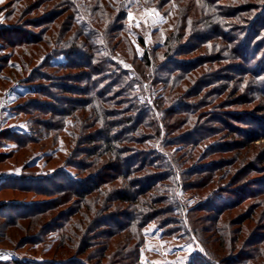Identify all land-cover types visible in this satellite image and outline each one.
I'll list each match as a JSON object with an SVG mask.
<instances>
[{
  "label": "trees",
  "instance_id": "trees-1",
  "mask_svg": "<svg viewBox=\"0 0 264 264\" xmlns=\"http://www.w3.org/2000/svg\"><path fill=\"white\" fill-rule=\"evenodd\" d=\"M52 2L61 3L64 12L49 11L47 4ZM25 3L27 10L32 7L45 12L28 21L20 18L22 27L15 26L14 32L24 34L34 29L37 35L28 31L16 44L27 48L30 65L54 45L58 52L54 56L66 59L40 65L41 76L45 69L78 72L73 81L85 84L84 89L59 86L64 93L92 95L87 100L92 115L77 126L81 131L97 130L82 133L76 140L78 154L72 157L83 160L66 163L77 168L83 176L80 180L62 170L36 173V165L26 164L22 175L0 183V195L7 191L24 196L20 201H0V238L18 248L44 243V236L57 234L50 249L52 260L30 263L15 259L12 264H139L142 230L172 215L170 209L162 211L160 206H166L167 199L159 193H163L160 185L171 177L162 172L173 167L166 158V164L157 163L152 144L159 142L161 135L170 137L173 145L167 146L179 145L184 151L180 161L174 159L183 166L196 150L205 152L204 144L210 138L202 133L200 109L213 106L224 95L229 100L219 103L221 108L251 105L257 99L240 91L254 95L259 93L257 86L263 87L260 92L264 97V0H9V16L30 15L24 13ZM144 6L154 7L173 21L165 44L152 53L145 52L140 60L124 22L131 8ZM69 10L72 19L61 21ZM73 32L74 42L70 43L67 38ZM0 40L5 42L6 38ZM123 45L131 55L137 78L112 60L111 54ZM161 72L168 76L160 81L164 94L154 99L151 107L140 100L135 86ZM71 108L77 113V107ZM155 109L161 110V120L154 117ZM48 114L49 120L58 118L49 129L56 132L63 129V118L71 117L69 111L50 110ZM255 114L224 111L219 120L240 138L256 142L264 139V129L248 132L230 123H242V117L247 116H253L251 121L259 120ZM72 119L76 121L75 116ZM72 126L77 128L73 122ZM198 133L200 137L192 139V134ZM145 172L149 177L138 181L136 176ZM204 172L209 175L210 170ZM182 175L189 176L186 171ZM206 178H201V188L210 187L211 179ZM238 184L240 179L234 186ZM28 195L46 201H28ZM200 208L206 210L204 205ZM219 260L224 264V259Z\"/></svg>",
  "mask_w": 264,
  "mask_h": 264
},
{
  "label": "rangeland",
  "instance_id": "rangeland-1",
  "mask_svg": "<svg viewBox=\"0 0 264 264\" xmlns=\"http://www.w3.org/2000/svg\"><path fill=\"white\" fill-rule=\"evenodd\" d=\"M26 7L28 8L25 3ZM47 7L49 11L64 12L61 3L52 2ZM27 8L24 13L30 15L11 17L9 0H0V37L6 38L5 42L0 40V161H3L0 164V183L22 175L26 164L36 165V173L44 175L62 170L80 180L83 176L78 174L77 168L67 167L66 163L70 161L75 164L83 160L80 156L75 159L78 154L76 140L83 134L97 130L81 131L80 126H77L81 121L89 120L92 115V107L87 101L92 95L62 92L61 85L82 89L86 87L85 84L74 83L73 77L78 72L45 69L41 70V76L38 70L40 65L47 61L55 65L66 59L64 56H54L55 52L58 53L54 45L34 65L28 63L29 55L25 54L27 48L16 42L19 43V39L32 31L37 35V30L28 29L29 32L18 34L13 29L15 26L22 27L18 23L20 18L23 21L38 18L45 10L33 11L32 7ZM71 15L72 11L65 12L61 21L69 22ZM172 21L154 7L129 10L124 24L138 59L141 60L145 52L152 53L165 44L166 37L172 31ZM69 35L67 40L73 43L74 32ZM261 50L264 56V49ZM111 56L122 69L138 77L131 63V55L124 45ZM157 56L158 60L161 59L162 51ZM63 75L69 76L63 78ZM166 77L168 76L161 72L135 86V92L144 104L153 107L154 99L164 94L160 81ZM261 88L263 87L257 86L260 94L256 91L255 96L250 95L252 92L249 94L240 91L248 98L257 99L251 105L221 108L219 103L229 100L224 95L213 106L200 109L203 112L200 117L204 129L202 133L210 135V138L204 144L205 152L196 150L194 156L183 166L181 163H174V159L180 161L184 151L181 152L179 145L167 146L173 145L170 137L161 135L159 142L152 144L155 149L152 153H155L157 163L166 164V158L173 167L170 171L168 168L165 171L159 170V173L164 171L162 173L171 175L167 182L160 185L163 193L159 195L167 199L166 206H160L163 207L162 211L170 209L172 215L162 217L142 230L144 244L140 248L139 264H220V258L224 259V264H264V139L252 142L253 138L247 140L242 137L245 139L243 140L239 133L232 132L219 120L224 111L253 115L257 113L254 118L259 120L251 121L253 116H247L242 117V123H230L248 132L263 130L264 97L260 92ZM188 101L191 103L195 100ZM71 107H77V113L73 114ZM50 110L71 112L70 118H63L62 131L49 130L58 121L57 117L49 120ZM152 113L156 119L161 120V110L155 109ZM74 116L76 121L72 119ZM72 122L77 128H73ZM192 136V139L200 137L199 133ZM246 140L248 143H245ZM244 143L247 144L246 147ZM166 167L167 165L164 166ZM206 170H210L209 175L204 174ZM183 171L187 172L189 180L188 177H183ZM149 175L145 172L136 177L138 181H145V177ZM204 177L211 179L209 188L200 187L203 186L200 180ZM238 179L240 184L234 186ZM193 186L200 188L194 189ZM152 195L156 196V192ZM26 198L28 201H46V198L32 195ZM23 199L24 196H16L7 191L0 195V201ZM203 205L206 210L200 208ZM212 209L215 212H211ZM1 223L3 220L0 218ZM56 237L57 234L52 232L44 236V243L23 244L18 248L0 238V261L10 263L19 259L35 263L52 260L50 249ZM209 251L214 256H210Z\"/></svg>",
  "mask_w": 264,
  "mask_h": 264
},
{
  "label": "crops",
  "instance_id": "crops-1",
  "mask_svg": "<svg viewBox=\"0 0 264 264\" xmlns=\"http://www.w3.org/2000/svg\"><path fill=\"white\" fill-rule=\"evenodd\" d=\"M0 263H3V264H12L11 262L9 263V261H0Z\"/></svg>",
  "mask_w": 264,
  "mask_h": 264
}]
</instances>
